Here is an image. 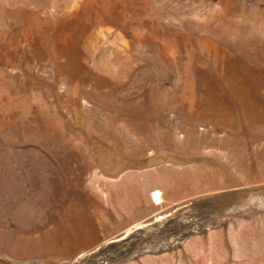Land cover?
Segmentation results:
<instances>
[{
	"label": "rangeland",
	"instance_id": "374dc122",
	"mask_svg": "<svg viewBox=\"0 0 264 264\" xmlns=\"http://www.w3.org/2000/svg\"><path fill=\"white\" fill-rule=\"evenodd\" d=\"M0 264H264V0H0Z\"/></svg>",
	"mask_w": 264,
	"mask_h": 264
},
{
	"label": "bare ground",
	"instance_id": "6f19581e",
	"mask_svg": "<svg viewBox=\"0 0 264 264\" xmlns=\"http://www.w3.org/2000/svg\"><path fill=\"white\" fill-rule=\"evenodd\" d=\"M159 195H160V194H159ZM154 197H155L156 200H158V198H157V197H158V194H157V193L155 194Z\"/></svg>",
	"mask_w": 264,
	"mask_h": 264
}]
</instances>
